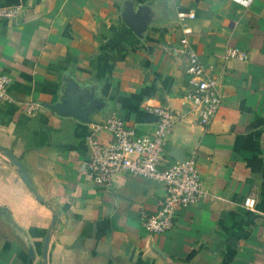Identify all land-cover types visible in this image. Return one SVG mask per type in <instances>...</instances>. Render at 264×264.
I'll list each match as a JSON object with an SVG mask.
<instances>
[{
    "label": "crops",
    "instance_id": "0c3cea01",
    "mask_svg": "<svg viewBox=\"0 0 264 264\" xmlns=\"http://www.w3.org/2000/svg\"><path fill=\"white\" fill-rule=\"evenodd\" d=\"M0 147L23 164L36 197L0 149V264H264V0H0ZM194 12L187 36L221 103L206 126L185 97L177 10ZM134 26V29L130 26ZM244 60H222L225 47ZM44 107L24 111L27 101ZM176 114L168 161L195 153L204 197L148 233L140 211L163 194L154 179L119 173L111 187L84 168L89 123L111 114L137 132L147 105ZM54 104L85 112L58 113ZM96 136L107 140L100 129ZM253 192V209L242 206Z\"/></svg>",
    "mask_w": 264,
    "mask_h": 264
},
{
    "label": "built area",
    "instance_id": "2783aa9c",
    "mask_svg": "<svg viewBox=\"0 0 264 264\" xmlns=\"http://www.w3.org/2000/svg\"><path fill=\"white\" fill-rule=\"evenodd\" d=\"M20 11V4L0 5V19H11ZM193 17L191 9L176 11L179 43L186 56L183 68L186 85L184 95L195 110L198 123L206 126L221 103V93L217 79L206 71L197 54L188 47L187 36L192 31L189 20ZM246 57L244 50L230 46L225 47L221 54L224 61L231 58L244 60ZM9 82L10 76L1 72L0 101L9 98L6 91ZM42 107V102L30 100L24 103L23 109L28 114H34ZM146 109L151 112L153 120L151 128L143 132H137L115 114L90 122L87 136L89 153L84 168L91 181L105 189L111 187L119 173L157 180L163 188L158 206L152 212L140 211L139 218L146 232L163 233L172 226L176 208L196 204L204 197L205 191L201 187L193 151L172 161H168L164 155L167 136L176 120L175 112L161 102L147 105ZM100 129L108 131L107 140L96 136L95 133ZM254 204L253 192L243 197L244 208L253 209Z\"/></svg>",
    "mask_w": 264,
    "mask_h": 264
},
{
    "label": "water",
    "instance_id": "95a60500",
    "mask_svg": "<svg viewBox=\"0 0 264 264\" xmlns=\"http://www.w3.org/2000/svg\"><path fill=\"white\" fill-rule=\"evenodd\" d=\"M130 26L134 29V26H132V25H130ZM51 108H53L58 113H71L75 116H78L80 119H83V120L87 119L85 116V112H82V114H80L76 108H72V107H69L67 105L54 104L51 106ZM0 149L9 158L11 164L14 167V170L19 175L20 179L25 184V186L27 188H29V190H31L36 197L39 198V196L35 193L32 185L30 183L29 176H28L23 164L20 162V160L16 156H14L9 150H7L5 148H1V147H0ZM47 238H48V236H46L44 238V241H43V246H42L43 262L41 264H45Z\"/></svg>",
    "mask_w": 264,
    "mask_h": 264
}]
</instances>
